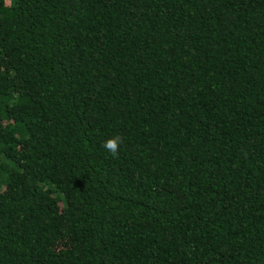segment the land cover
I'll use <instances>...</instances> for the list:
<instances>
[{
    "label": "trees",
    "instance_id": "trees-1",
    "mask_svg": "<svg viewBox=\"0 0 264 264\" xmlns=\"http://www.w3.org/2000/svg\"><path fill=\"white\" fill-rule=\"evenodd\" d=\"M0 264H264V0H0Z\"/></svg>",
    "mask_w": 264,
    "mask_h": 264
},
{
    "label": "clouds",
    "instance_id": "clouds-1",
    "mask_svg": "<svg viewBox=\"0 0 264 264\" xmlns=\"http://www.w3.org/2000/svg\"><path fill=\"white\" fill-rule=\"evenodd\" d=\"M123 143L122 137L112 136L104 141V148L113 156L116 157L119 154L120 145Z\"/></svg>",
    "mask_w": 264,
    "mask_h": 264
}]
</instances>
